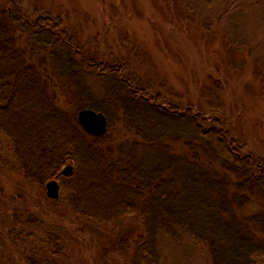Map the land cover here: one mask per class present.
<instances>
[{"label": "trees", "instance_id": "1", "mask_svg": "<svg viewBox=\"0 0 264 264\" xmlns=\"http://www.w3.org/2000/svg\"><path fill=\"white\" fill-rule=\"evenodd\" d=\"M58 19L31 22L17 1L0 0V137L23 179L41 191L56 182L58 196L46 192L48 214L99 229L123 218L141 225V234L118 239L99 264H162V245L173 237L193 241L209 264H264V156L231 137L225 119L165 105L134 87L123 66L88 56ZM51 73L77 112L106 117L105 135L87 134L77 112L54 104ZM115 121L129 135L117 146ZM7 219L13 245L35 230L41 242L23 250L19 264H74L58 219L20 220L16 210ZM2 234L0 264H13Z\"/></svg>", "mask_w": 264, "mask_h": 264}, {"label": "rangeland", "instance_id": "2", "mask_svg": "<svg viewBox=\"0 0 264 264\" xmlns=\"http://www.w3.org/2000/svg\"><path fill=\"white\" fill-rule=\"evenodd\" d=\"M15 1L28 21L59 18L61 28L88 56L123 66L134 87L144 88L151 97L159 95L163 104L225 119L231 137L247 151L264 156V0ZM211 76L220 81L222 90L217 92ZM51 77L55 75L46 80L54 104L76 113L58 79ZM88 82L95 90L101 86L95 76ZM111 132L114 146L127 135L116 121ZM46 191L23 179L0 137V229L5 254L13 264L23 260V250L27 253L41 243L37 230L30 237L21 233L25 243H11L5 226L15 210L20 220L33 214L65 225L74 264H99L113 255L118 239L141 234V225L129 218L99 229L69 215L68 219L49 215L54 208L48 205ZM62 207L58 209L64 213ZM186 239L164 242L162 264L210 263L206 253Z\"/></svg>", "mask_w": 264, "mask_h": 264}, {"label": "water", "instance_id": "3", "mask_svg": "<svg viewBox=\"0 0 264 264\" xmlns=\"http://www.w3.org/2000/svg\"><path fill=\"white\" fill-rule=\"evenodd\" d=\"M77 120L81 128L92 136L99 137L107 132V119L100 112L91 109H82L77 114ZM46 192L50 198L58 196V186L55 182L46 185Z\"/></svg>", "mask_w": 264, "mask_h": 264}]
</instances>
